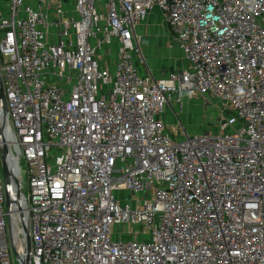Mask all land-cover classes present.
Returning a JSON list of instances; mask_svg holds the SVG:
<instances>
[{
    "label": "built area",
    "instance_id": "1",
    "mask_svg": "<svg viewBox=\"0 0 264 264\" xmlns=\"http://www.w3.org/2000/svg\"><path fill=\"white\" fill-rule=\"evenodd\" d=\"M28 1L0 10L18 253L26 229L31 264H264V0H73L55 20ZM155 10L186 67L151 81L136 27ZM181 96L222 103L213 132L169 133ZM0 264H17L1 166Z\"/></svg>",
    "mask_w": 264,
    "mask_h": 264
},
{
    "label": "rangeland",
    "instance_id": "2",
    "mask_svg": "<svg viewBox=\"0 0 264 264\" xmlns=\"http://www.w3.org/2000/svg\"><path fill=\"white\" fill-rule=\"evenodd\" d=\"M6 1L7 0H0V4ZM166 33V36L160 37L157 34V29H155V32L152 34H145V28L138 27L137 30V35L141 36L143 40L152 36L151 40L154 39L156 43L159 44V47H156L157 50H155L156 55H162L160 51L166 48L169 52H166L165 55H181L180 51L174 46L173 37L168 29L166 30ZM223 108L224 106L222 103L216 100L204 103L200 98L192 99L186 96H181L178 103H171V105L164 107L162 118L168 131L171 130L169 133L171 135L174 132L179 134L180 137H178V139H180L185 133L189 136H193L213 132L214 129H216L221 114L218 110H222ZM231 115L236 118L235 113H232ZM23 194L27 195V191L24 190ZM115 195L123 199L130 197L127 192L115 193ZM135 229H137V227ZM113 236L114 238H120L121 240L128 239L123 228H114ZM144 238L145 240H149L148 237Z\"/></svg>",
    "mask_w": 264,
    "mask_h": 264
},
{
    "label": "crops",
    "instance_id": "3",
    "mask_svg": "<svg viewBox=\"0 0 264 264\" xmlns=\"http://www.w3.org/2000/svg\"><path fill=\"white\" fill-rule=\"evenodd\" d=\"M53 1L55 3L51 4L50 7H47L45 9V12L48 14L51 20L56 19L54 13V9L56 6H60L64 10L66 17L76 18V13L74 12L73 0H53ZM26 3L28 5L31 4V2H29L28 0H26ZM7 6H8V0L0 4V10L2 12L3 11L5 12V8ZM138 27L145 28V34L147 33L152 34L155 32V29H157V34L160 37L166 36L167 35L166 30L168 29L169 33L173 37V41H174L173 44L178 49L173 33L166 25L162 14L158 10L153 11L144 22H142L136 27V34ZM138 37L140 38L139 47L141 50V54H142L141 58L143 63H140L138 57H135V59L140 75L143 78L149 79L151 81H157L166 78L170 73L174 71H179L186 67V61L181 52H180L181 55H169V54L165 55L166 52H169V50L166 48L160 51L162 55H156L155 50H157L156 47H159V44L156 43L154 39L151 40L152 36L149 38L147 37V39L144 40L142 39L141 36ZM116 56H117L116 50L114 48H109V49L106 48L103 51H101L99 55H97V59L100 62L101 68L112 71L114 69V65L116 62Z\"/></svg>",
    "mask_w": 264,
    "mask_h": 264
},
{
    "label": "water",
    "instance_id": "4",
    "mask_svg": "<svg viewBox=\"0 0 264 264\" xmlns=\"http://www.w3.org/2000/svg\"><path fill=\"white\" fill-rule=\"evenodd\" d=\"M0 166L3 177V185L5 191L6 202V222L7 232L9 235V244L12 250L13 256L17 264H31L30 251L31 243L28 235V231L24 230V256H21L16 250V244L18 242V233L14 226L13 219L10 215L11 206L18 205L21 199L19 180L15 174V171L10 162V150L2 141L3 126L6 116V104L5 97L2 89L0 88Z\"/></svg>",
    "mask_w": 264,
    "mask_h": 264
},
{
    "label": "bare ground",
    "instance_id": "5",
    "mask_svg": "<svg viewBox=\"0 0 264 264\" xmlns=\"http://www.w3.org/2000/svg\"><path fill=\"white\" fill-rule=\"evenodd\" d=\"M0 117H2V116L0 115Z\"/></svg>",
    "mask_w": 264,
    "mask_h": 264
}]
</instances>
